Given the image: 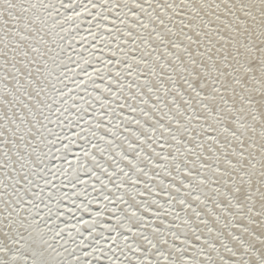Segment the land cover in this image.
I'll list each match as a JSON object with an SVG mask.
<instances>
[{
  "label": "snow or ice",
  "instance_id": "obj_1",
  "mask_svg": "<svg viewBox=\"0 0 264 264\" xmlns=\"http://www.w3.org/2000/svg\"><path fill=\"white\" fill-rule=\"evenodd\" d=\"M0 264H264V0H0Z\"/></svg>",
  "mask_w": 264,
  "mask_h": 264
}]
</instances>
